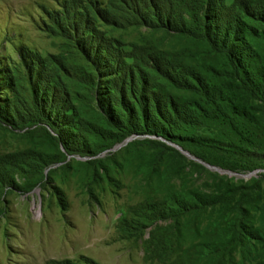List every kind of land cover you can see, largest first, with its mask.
I'll list each match as a JSON object with an SVG mask.
<instances>
[{"label": "rangeland", "instance_id": "obj_1", "mask_svg": "<svg viewBox=\"0 0 264 264\" xmlns=\"http://www.w3.org/2000/svg\"><path fill=\"white\" fill-rule=\"evenodd\" d=\"M169 1L158 0L162 12ZM142 2L0 0V264H249L258 257L264 161L230 173L126 129L127 120L136 123L133 103L120 94L123 78L145 71L138 90L147 97L155 74L188 65L175 60L187 40L147 27ZM116 120L125 123L123 134ZM186 194L202 204L175 208ZM230 224L244 231L245 254L201 259L199 248L224 240Z\"/></svg>", "mask_w": 264, "mask_h": 264}, {"label": "trees", "instance_id": "obj_2", "mask_svg": "<svg viewBox=\"0 0 264 264\" xmlns=\"http://www.w3.org/2000/svg\"><path fill=\"white\" fill-rule=\"evenodd\" d=\"M142 3L147 27L187 40L188 48L175 60L185 58L188 65L173 66L172 76L154 73L157 79L147 97L138 90L147 81L145 71L134 73L136 79L123 78L120 94L133 103L129 114L136 123L127 120L128 133L151 134L226 172L254 170L264 161V0H170L163 12L158 0ZM121 100L126 109V100ZM116 122L114 126L123 127L116 131L123 134L125 123ZM200 204L195 194H186L182 201L176 198L175 208ZM236 228L230 224L223 230L224 240L202 245L200 258L217 261L227 254L233 262L236 249L235 256H243L244 231ZM253 239L258 257L249 264H264V239L262 244L259 235Z\"/></svg>", "mask_w": 264, "mask_h": 264}, {"label": "water", "instance_id": "obj_3", "mask_svg": "<svg viewBox=\"0 0 264 264\" xmlns=\"http://www.w3.org/2000/svg\"><path fill=\"white\" fill-rule=\"evenodd\" d=\"M177 148V147H176ZM178 150H180V152H183L184 154H187L185 153L184 151H182L180 148H177ZM213 170H216V169H213ZM217 171V170H216Z\"/></svg>", "mask_w": 264, "mask_h": 264}]
</instances>
